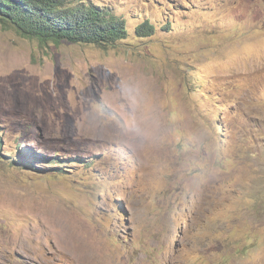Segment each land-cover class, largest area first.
<instances>
[{
  "label": "rangeland",
  "instance_id": "374dc122",
  "mask_svg": "<svg viewBox=\"0 0 264 264\" xmlns=\"http://www.w3.org/2000/svg\"><path fill=\"white\" fill-rule=\"evenodd\" d=\"M76 4L128 38L0 22V264H264V0Z\"/></svg>",
  "mask_w": 264,
  "mask_h": 264
},
{
  "label": "trees",
  "instance_id": "16d2710c",
  "mask_svg": "<svg viewBox=\"0 0 264 264\" xmlns=\"http://www.w3.org/2000/svg\"><path fill=\"white\" fill-rule=\"evenodd\" d=\"M68 3L69 0H0V22L15 27L27 38L56 44L110 48L128 38L126 22L106 9L93 4L69 6ZM155 29L146 21L138 26L137 33L145 37ZM34 168L44 171L35 165Z\"/></svg>",
  "mask_w": 264,
  "mask_h": 264
}]
</instances>
